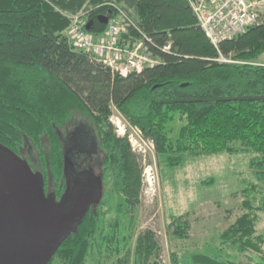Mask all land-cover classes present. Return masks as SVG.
<instances>
[{
  "label": "trees",
  "instance_id": "obj_1",
  "mask_svg": "<svg viewBox=\"0 0 264 264\" xmlns=\"http://www.w3.org/2000/svg\"><path fill=\"white\" fill-rule=\"evenodd\" d=\"M98 16H118L124 28L120 44L143 42L157 64L122 77L78 49L67 36L72 18L84 27L93 21L89 32L99 35L106 25ZM262 56L264 24L215 47L186 0H0V145L39 172L44 185L50 177L57 198L66 186L60 130L75 113L91 121L101 154L98 202L49 264H159L156 235L138 232L142 167L127 137L116 135L113 109L152 143L161 182L163 170L201 157L253 155L248 170L254 181L242 190L243 213L219 234L216 254L171 250L169 261L264 264V235L256 229L264 214V100L159 103L264 96ZM187 216H168L178 240L188 237Z\"/></svg>",
  "mask_w": 264,
  "mask_h": 264
},
{
  "label": "rangeland",
  "instance_id": "obj_2",
  "mask_svg": "<svg viewBox=\"0 0 264 264\" xmlns=\"http://www.w3.org/2000/svg\"><path fill=\"white\" fill-rule=\"evenodd\" d=\"M114 18L118 19V16ZM80 22L83 24V21ZM92 35L98 38L101 34ZM258 63L264 64V56ZM111 119L117 136L133 133L135 127L130 126L114 109ZM77 128L89 130L98 144L91 121L79 113H75L69 125L60 130L63 142ZM137 142L138 147L131 150L142 167L143 189L141 205L137 210L138 232L151 230L156 235L160 248L159 264H170L171 250L198 249L215 255L219 247V234L243 213L242 203L246 198L242 190L246 184L254 181L253 173L248 170V161L253 155L223 153L201 157L183 168L163 170L161 182L152 143L145 138ZM43 149L47 154L46 143L43 144ZM28 155L31 162L38 167L39 162L34 151L31 150ZM100 157L101 154L93 163L95 174L99 173ZM203 182L208 185H202ZM44 187L46 193L54 192L55 185L50 177H46ZM184 213L188 214L189 229L188 237L182 241L171 234L168 216ZM259 219L256 229L264 235L263 213L259 214ZM227 253L231 254L230 259H235L233 253ZM51 264L60 263L54 260Z\"/></svg>",
  "mask_w": 264,
  "mask_h": 264
},
{
  "label": "water",
  "instance_id": "obj_3",
  "mask_svg": "<svg viewBox=\"0 0 264 264\" xmlns=\"http://www.w3.org/2000/svg\"><path fill=\"white\" fill-rule=\"evenodd\" d=\"M99 24L106 25L107 18L98 16ZM93 21L85 25L90 31ZM261 97H220L210 99H175L162 100L160 104L175 103H209L230 101H260ZM0 154L8 158V164L15 172L7 178L8 187L16 202L20 214L21 229L16 233L13 229L6 241L4 261L0 257V264H49L56 251L65 239L82 223L90 207L98 202L97 191L92 193L81 192L75 196L70 207L65 212L70 195V186L67 180V160L65 162L64 177L65 191L59 203V210L52 211L48 197L44 193L43 178L39 172H33L28 164L13 152L0 145ZM4 253L1 250L0 254Z\"/></svg>",
  "mask_w": 264,
  "mask_h": 264
},
{
  "label": "built area",
  "instance_id": "obj_4",
  "mask_svg": "<svg viewBox=\"0 0 264 264\" xmlns=\"http://www.w3.org/2000/svg\"><path fill=\"white\" fill-rule=\"evenodd\" d=\"M186 1L198 26L215 47L222 41L230 40L252 27L264 24V0ZM123 33L122 20L119 22L116 18L107 21L106 30L98 38L85 30L78 17L72 18L67 30L69 40L78 49L108 67L114 74L125 77L157 64V59L148 53L143 42L139 41L133 46H122L120 41ZM219 60L229 62L222 58ZM110 122L112 123L111 118ZM121 135L119 137H127L132 150L138 145V140L144 139L137 128L133 129L131 134Z\"/></svg>",
  "mask_w": 264,
  "mask_h": 264
},
{
  "label": "flooded vegetation",
  "instance_id": "obj_5",
  "mask_svg": "<svg viewBox=\"0 0 264 264\" xmlns=\"http://www.w3.org/2000/svg\"><path fill=\"white\" fill-rule=\"evenodd\" d=\"M63 145L67 160V180L70 186L67 205L63 209L66 212L75 196L81 192L92 193L96 190L97 195L101 192L99 173L95 174L93 168V163L97 161L100 153L92 133L82 128H77L68 134ZM14 172L15 169L8 164V158L0 154V244L1 250H4V253L0 254L2 261L5 259L7 237L12 229L16 233L21 229L19 210L7 182V178ZM44 193L48 197L52 211L59 210L58 205L63 194L57 198L53 193H46L45 187Z\"/></svg>",
  "mask_w": 264,
  "mask_h": 264
}]
</instances>
